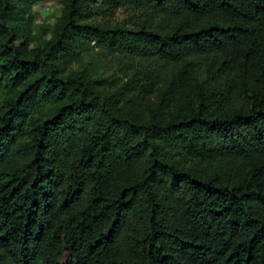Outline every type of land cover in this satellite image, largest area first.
<instances>
[{"label": "trees", "instance_id": "16d2710c", "mask_svg": "<svg viewBox=\"0 0 264 264\" xmlns=\"http://www.w3.org/2000/svg\"><path fill=\"white\" fill-rule=\"evenodd\" d=\"M40 1L0 0V264H264V0H62L44 40Z\"/></svg>", "mask_w": 264, "mask_h": 264}, {"label": "rangeland", "instance_id": "374dc122", "mask_svg": "<svg viewBox=\"0 0 264 264\" xmlns=\"http://www.w3.org/2000/svg\"><path fill=\"white\" fill-rule=\"evenodd\" d=\"M62 0H43L37 3L34 7L35 20H34V33L37 38L44 40L47 39L49 35H45L42 31L49 29L57 17L60 15ZM43 37V38H42ZM94 56H99V69L101 75L104 77H110L112 80L122 78L126 80L131 75L130 66L132 64L128 63L127 60H122V63H117L114 58L107 54L95 53ZM87 63L92 62V57H87L85 60Z\"/></svg>", "mask_w": 264, "mask_h": 264}]
</instances>
